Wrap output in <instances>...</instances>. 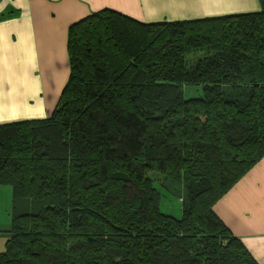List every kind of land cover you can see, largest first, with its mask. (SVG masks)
I'll return each mask as SVG.
<instances>
[{"label": "trees", "instance_id": "1", "mask_svg": "<svg viewBox=\"0 0 264 264\" xmlns=\"http://www.w3.org/2000/svg\"><path fill=\"white\" fill-rule=\"evenodd\" d=\"M259 1L151 23L106 8L70 26L52 114L0 123V185L40 204L13 217L0 264H260L215 210L264 156Z\"/></svg>", "mask_w": 264, "mask_h": 264}, {"label": "crops", "instance_id": "2", "mask_svg": "<svg viewBox=\"0 0 264 264\" xmlns=\"http://www.w3.org/2000/svg\"><path fill=\"white\" fill-rule=\"evenodd\" d=\"M106 8L151 23L255 12L260 1L0 0V123L52 114L70 74V26ZM215 210L264 264V156Z\"/></svg>", "mask_w": 264, "mask_h": 264}, {"label": "rangeland", "instance_id": "3", "mask_svg": "<svg viewBox=\"0 0 264 264\" xmlns=\"http://www.w3.org/2000/svg\"><path fill=\"white\" fill-rule=\"evenodd\" d=\"M185 93L187 96L198 94L196 88H186ZM169 193H163L161 209L166 214L181 217L183 215L182 200L173 195V192ZM39 205V203L29 199L15 200L12 187L0 185V254L6 249L7 240L10 237L8 230L12 227L13 217L26 212H35Z\"/></svg>", "mask_w": 264, "mask_h": 264}]
</instances>
